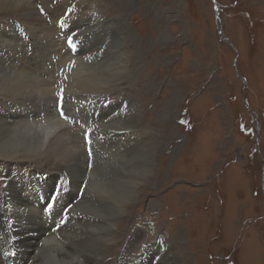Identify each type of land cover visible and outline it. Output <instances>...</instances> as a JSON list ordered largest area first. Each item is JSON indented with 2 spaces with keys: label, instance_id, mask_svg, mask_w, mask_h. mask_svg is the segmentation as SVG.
<instances>
[{
  "label": "rangeland",
  "instance_id": "1",
  "mask_svg": "<svg viewBox=\"0 0 264 264\" xmlns=\"http://www.w3.org/2000/svg\"><path fill=\"white\" fill-rule=\"evenodd\" d=\"M27 1L35 6L39 19L18 10L0 17L4 20L0 23V65L19 73L32 71L45 80L46 93L38 101L41 95L36 83L35 91L21 85V98L0 92V118L17 128L15 122L24 117L18 116L22 108L32 114L38 103L49 107L55 98L51 113L56 111L64 120L68 115L74 117L67 128L79 137L78 159L88 166L86 172L106 171L101 167L115 155L109 151H128L135 160L129 146L139 150L137 158L145 163L138 175L147 182L139 186L127 216L118 222L116 240L102 264H264V0H217L224 34L240 51L237 67L234 46L219 34L214 0ZM102 10L116 21L104 22ZM84 54L100 57L88 58L89 68L106 55L115 61L114 66H123L120 72L113 69L115 81L107 87L102 84V89L109 91L116 85L112 101L130 94L141 106L132 98L122 112L110 110L111 101L103 105L107 106L102 108L105 113L87 107L80 110L90 112L97 123L113 120L130 127L99 133L97 124L90 125L92 120L65 110L66 118L60 116V101L70 110L80 103L103 104L101 93L81 92L82 84L72 83L73 63L59 68L64 58ZM240 75L248 82L247 92ZM134 116L138 121L141 116L142 124L137 125L143 128L144 138L135 136L142 140L140 146L134 140L125 143L123 136L115 137L122 131L133 132ZM107 142L109 148H105ZM67 153L74 163V152ZM9 162L0 158V196L10 189L13 196L7 193V202L20 208H25L24 201L32 193L39 201L48 197L50 187L61 186L62 175L66 185L70 179H79L62 159L53 164L31 162L23 169ZM87 185L83 184L85 193L74 204L91 198ZM99 191L96 186L89 190L94 195ZM92 209L87 206L88 212ZM14 210L12 206L0 209L1 236L19 228L20 217ZM45 210L55 226L52 232L72 228L69 219L81 216L57 206ZM136 228L141 229L138 239L128 245L138 263L121 256Z\"/></svg>",
  "mask_w": 264,
  "mask_h": 264
},
{
  "label": "bare ground",
  "instance_id": "2",
  "mask_svg": "<svg viewBox=\"0 0 264 264\" xmlns=\"http://www.w3.org/2000/svg\"><path fill=\"white\" fill-rule=\"evenodd\" d=\"M37 1H43V0H37ZM16 10L27 12V14H30V16L34 18L35 20L39 19L38 14L35 10V6L32 3L28 2L27 0H0V17L4 15L11 16L10 12L8 13L7 11H16ZM102 13L104 17V22L105 20L106 22L116 21V20H111L113 17L111 18L107 17V15H105L103 10H102ZM27 18H30V17H27ZM114 18H117V17L115 16ZM6 20L8 19H5V21ZM2 21L4 22V20L0 19V23ZM94 26L96 27V25ZM43 28L44 27H42V29ZM44 32L46 33L47 31H44ZM120 37L121 36H118L119 39ZM124 42L125 41H121V43H124ZM98 43L99 42H97V45ZM117 43L119 45L121 44L119 41L117 42L115 41V44ZM8 45L10 46V44ZM93 55L96 59L100 58L96 54H84L83 56H80V55L71 56L70 55L66 58L63 57L64 59L62 58L63 60L61 61V65L59 66V68L64 69L65 65H70L71 63H73L74 66L71 65V68H72L71 74H73L71 76L72 83H77V85H79V83L82 84L84 90L81 92H84V93L92 92V93H97V94L101 93V102H103V104L96 105L95 103H80L78 105H75L73 110L68 109L64 105L65 113L66 114L72 113V114L79 115L80 117L83 118V120H92L93 116L91 115V113L82 112L80 110L82 107L94 109L96 112L98 110L102 111V108L105 109L107 107L103 105L106 102L111 101L110 110L114 109V110H119V112H122L124 110L122 108L125 107L128 103L127 101L132 98L138 106H141V103L138 101V99L135 100L134 97H132L130 94L125 95L123 99L117 98L118 100L115 102L111 100V96L115 91L114 89L116 88V85L113 84L114 86L110 87L108 91L107 88L102 89V84H104L105 87L109 86L112 82L115 81L113 77V69L115 70L117 69V71L120 72L124 67L114 66L115 61L113 62L112 58L106 55L97 64L96 67L89 68L86 62H88L89 60L87 61V59L91 58ZM13 63H15L14 60H13ZM28 64H31V63H28ZM102 67H104V70L101 69ZM35 83L37 84V87L39 88L38 93H40L41 95V97H39V100H38L40 101V99L44 98L43 97L44 93H46L43 90L44 89L43 83H45V80L43 78L34 75L32 71H29V70L27 71L23 70L19 73V72L10 70V68L5 67L2 64L0 65V92L4 93L6 96L21 98L22 92L20 91L19 87L22 85L21 88H24V87H26V89L31 88L32 91H35V88H36ZM15 86H17L18 89H16ZM95 89H98L99 91L98 90L95 91ZM24 95L26 99H28L29 101L30 99H32V98L29 99L28 94L27 95L24 94ZM51 104L52 105L49 107L45 105L41 107V104L38 103L37 107L34 110H32V114L29 111H26V110L24 111L25 108H22L21 111L23 113L22 114L17 113V114L18 116L24 115V117L21 118L20 121L15 122L17 125V128L15 126H12L11 124L3 120L2 118H0V158L10 161L9 162L10 164H18L20 169H23L24 166L28 165L31 162L41 164L43 163V160H44V162H46L45 164H53L55 159H62L66 165H69V170L75 172L74 176L78 177L79 179H70L69 181L70 184L66 185L65 182H67V179H64V175H62L61 176V186L59 185L56 186L58 187V189H56V187L53 189L50 187V190L46 192L49 195L48 197L43 198V200L40 199L39 201L38 196L35 197V195L32 193L30 196V199L24 201V206L26 209L14 206L13 202L12 203L7 202L8 195L9 197L13 196V193L10 191V189L7 192L8 195H6L7 194L6 191H2L6 193L5 194L6 196L5 195H3L2 197L0 196V209L6 210L8 209V207L12 206L13 208H15L14 211L15 213L18 214L20 219L18 222L19 228L17 230H13L4 236H1L0 234V264H72V263L102 264L104 256L110 252L112 244H114L116 240V236L119 232L118 222L122 219L124 215L127 214L128 205L131 204L132 201L137 198V195L139 194V186L147 182L146 180H144L142 177L138 175V169L142 171V169H144L145 167L144 166L145 163L140 164V160L137 158V155L140 154L139 150L136 149L135 151L130 146L127 148V150H129L130 153H132L133 155L136 154L135 160L133 159V157L127 154L128 152L127 150H126L127 152H124L119 147L120 150L115 151L116 153L109 151L110 154H115V155L112 161L108 162L109 164H105L101 167L102 169H105L106 171L86 172L88 169V166L85 164V167H84L83 163L80 161V159H78L79 149H78V146H76V142L79 137L75 134H72L70 130L67 128V125L73 122L74 120L73 115H68L67 118L64 120L59 117L56 111L54 114H52L50 111V108H53L54 107L53 105L56 104L55 98H52ZM101 113H105V112L102 111ZM140 117L141 116H138L139 118V121H138V119L134 116L135 125L131 126L132 127L131 129L133 130V132L122 131L123 133L116 134L115 136L116 139L118 140L123 136L124 139H127L125 140V143L128 144L130 140H134L137 146H140L144 138L143 128L137 125L141 122ZM95 124L99 126V131H98L99 133H106L108 131L115 133L116 130H119L121 128L125 129V128L130 127V126L119 125L118 121H113V120L110 122L103 121V122H98V123L97 121L92 120L90 125H95ZM126 124H129V122L128 123L126 122ZM143 126H144V123H143ZM146 128L148 130V127ZM149 129L152 132V129L151 128ZM135 136H138V138L142 140H137ZM109 147H110L109 142L105 143V148H109ZM67 151L70 153V155H72V153L74 152V155H72V157L74 158V163L71 157L68 155ZM17 160H20V162H18ZM126 160L129 162H126ZM134 162L136 163V166H133ZM112 165L114 167H112ZM34 170H36V168H34ZM122 170H125V172H122ZM114 175L116 177L115 179H114ZM85 182H87L88 184L86 191H88L89 197L91 198L85 197L83 199L77 200V202L74 204L78 195L83 191L85 193V186H83ZM39 186H42V184ZM95 186L99 187L100 189L97 195H94L92 194V192H89V190H91ZM54 195L55 197H53ZM105 196L108 197V200L103 201ZM49 200H50L49 202L50 204L45 205V203L48 202ZM109 200H110V203H108ZM111 200L113 201V203H111ZM88 205H90V207L91 206L93 207L91 212L87 211ZM52 206H53V209L57 206V208H60L61 211L66 209L67 211L72 210L76 214L80 212L81 216L75 215L71 217V219H69L73 223L71 226L72 228L70 227H69L70 229L63 228L61 230H54V232H52L55 226L54 224L51 223V215L47 216L49 212L45 210V207L47 209H50ZM41 214L47 217L43 218L41 217ZM126 225H129V224H126ZM140 230H141L140 228H136V230H134V232L132 233V236L129 237L125 241V245L123 246V250L121 252V256L123 257L124 260L128 258L131 261H135V263H138V261H136L138 257L136 255L131 254V250H132L131 246L133 245V242L135 243V240L138 239L137 232H139ZM130 240H131L132 245H128L129 244L128 242ZM149 248H150V245H149ZM142 264H145V263H142Z\"/></svg>",
  "mask_w": 264,
  "mask_h": 264
},
{
  "label": "water",
  "instance_id": "3",
  "mask_svg": "<svg viewBox=\"0 0 264 264\" xmlns=\"http://www.w3.org/2000/svg\"><path fill=\"white\" fill-rule=\"evenodd\" d=\"M214 4H215V16H216V19L218 21V29H219V34L221 36L222 39H226L232 46H234V50L236 52V59H235V66L237 67V62H238V57H239V53L240 51L236 48V46L231 42L230 38L227 37L225 34H224V31L222 29V22H221V16H220V11H219V3L217 0H214ZM240 77L242 78L243 82H244V89H245V92H247V86H248V82L245 78H243L241 75ZM245 102H247V98L245 99ZM64 108V107H63ZM255 118L257 117V114L256 112L252 111ZM257 127V126H256ZM257 135H260V130L259 128H257ZM260 136H258L259 138ZM263 186H264V173H263Z\"/></svg>",
  "mask_w": 264,
  "mask_h": 264
},
{
  "label": "flooded vegetation",
  "instance_id": "4",
  "mask_svg": "<svg viewBox=\"0 0 264 264\" xmlns=\"http://www.w3.org/2000/svg\"><path fill=\"white\" fill-rule=\"evenodd\" d=\"M218 22V21H217ZM221 22H222V20H221ZM218 24V23H217ZM222 25H223V22H222ZM217 28H218V25H217ZM222 29H223V31H224V26H222ZM219 30V29H218ZM225 33V32H224Z\"/></svg>",
  "mask_w": 264,
  "mask_h": 264
},
{
  "label": "snow or ice",
  "instance_id": "5",
  "mask_svg": "<svg viewBox=\"0 0 264 264\" xmlns=\"http://www.w3.org/2000/svg\"><path fill=\"white\" fill-rule=\"evenodd\" d=\"M73 47H75V45H73Z\"/></svg>",
  "mask_w": 264,
  "mask_h": 264
}]
</instances>
